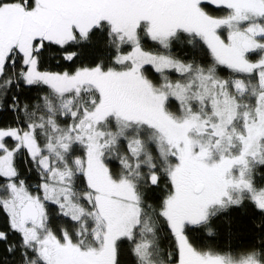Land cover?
Listing matches in <instances>:
<instances>
[{
    "label": "snow or ice",
    "instance_id": "1",
    "mask_svg": "<svg viewBox=\"0 0 264 264\" xmlns=\"http://www.w3.org/2000/svg\"><path fill=\"white\" fill-rule=\"evenodd\" d=\"M0 264H264V0H0Z\"/></svg>",
    "mask_w": 264,
    "mask_h": 264
}]
</instances>
